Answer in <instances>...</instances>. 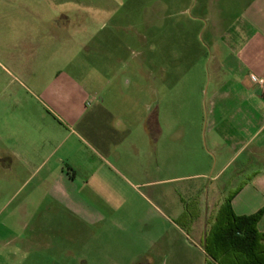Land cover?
Returning a JSON list of instances; mask_svg holds the SVG:
<instances>
[{"label":"rangeland","instance_id":"rangeland-1","mask_svg":"<svg viewBox=\"0 0 264 264\" xmlns=\"http://www.w3.org/2000/svg\"><path fill=\"white\" fill-rule=\"evenodd\" d=\"M226 5L230 11L236 10L229 0H69L65 1V49L46 47L51 41L48 27L32 34L35 45L31 48L19 45L27 36L23 30L0 35V143L28 136L41 145L56 140V130L61 132L60 138L68 130L73 132L65 138L63 149L78 167L76 198L98 220L100 232L95 231L96 226L72 223L70 214L54 210L50 217L65 219V226L60 227L65 234L98 233L97 244L102 249L112 246L105 240L107 234L115 236V253L124 262L123 251L131 250V244L164 231L155 251L143 255L141 264H204V254L195 248L204 247L199 230L208 232L218 203L229 197L227 192L214 194L207 213L209 223L203 225L204 210L198 207L204 196L184 191L199 179L160 181L155 162L145 164L142 153L125 154L120 147L107 153L94 140L93 126H86L88 116L74 122L68 112L89 110L103 100L119 108L134 106L133 116L127 118H133L134 135L138 134L136 126L144 107L137 98L153 97L145 89L142 92L141 77L156 74L161 62L172 73L169 53L175 44L176 48L203 45L209 52L204 29L210 21L206 16L219 14ZM8 6L13 9V4ZM191 62L182 72L199 71ZM206 62L208 59L205 72ZM42 176L40 172L29 179L13 196L9 187L5 196L0 194V224L12 217L8 215L13 207L37 184L36 193L30 194L32 204L42 211L50 204L42 192ZM180 208L182 213L174 215ZM200 213L198 226L191 227L190 222ZM13 228L0 225V264H82L74 254L82 250L83 242L69 243L74 253L65 258L57 242L48 246L12 239ZM87 250L93 256L92 264H107L93 246Z\"/></svg>","mask_w":264,"mask_h":264},{"label":"crops","instance_id":"crops-1","mask_svg":"<svg viewBox=\"0 0 264 264\" xmlns=\"http://www.w3.org/2000/svg\"><path fill=\"white\" fill-rule=\"evenodd\" d=\"M65 1L69 0H0V35L23 30L27 36L19 45L31 48L35 45L32 34L48 27L51 41L46 47L65 49ZM229 1L235 4L234 12L226 5L219 14L206 16L210 21L204 29L209 52L203 45L176 48L175 44L169 53L172 73L161 62L156 74L141 77L142 92L145 89V94L153 97L137 98L144 107L136 126L140 131L138 140L134 120L127 118L133 116L134 106L119 108L103 100L89 110L68 114L74 122L88 116L86 126H93L94 140L107 153L120 147L125 154L142 153L145 164L155 162L162 175L160 181L199 179L185 186L184 191L204 196V202L198 204L204 210L203 225L209 223L207 213L214 204V194L227 192L234 213L257 215V228L264 232V91L251 79V75L264 77V0ZM8 4H13V9H7ZM188 57L197 73L182 72L188 67ZM56 134V140L41 145L28 136L0 143V194L9 187L15 195L42 172V192L50 201L43 211L32 204L30 194L36 193L37 184L13 207L8 215L12 217L0 225L14 227L11 238L16 241L48 246L57 242L65 258L74 253L69 243L83 242L82 250L74 254L82 264H92L93 256L87 250L91 246L107 264H141L143 255L155 251L164 231L131 244V250L123 251L126 261L122 262L115 253L117 237L107 234L105 240L112 246L102 249L97 244L101 238L98 233L65 234L60 228L65 226V219H51V213L60 210L71 215L70 222L96 226L95 231L100 232L98 220L76 198L78 167L63 149L65 138L73 132L68 130L63 138L60 131ZM173 213L179 216L182 209ZM201 213L190 222L191 227L198 226ZM18 227L27 229L28 234ZM199 232L204 239L206 230ZM195 248L204 254V264H219L203 249Z\"/></svg>","mask_w":264,"mask_h":264},{"label":"trees","instance_id":"trees-1","mask_svg":"<svg viewBox=\"0 0 264 264\" xmlns=\"http://www.w3.org/2000/svg\"><path fill=\"white\" fill-rule=\"evenodd\" d=\"M257 218L235 214L228 197L205 234L204 251L219 264H264V232Z\"/></svg>","mask_w":264,"mask_h":264},{"label":"built area","instance_id":"built-area-1","mask_svg":"<svg viewBox=\"0 0 264 264\" xmlns=\"http://www.w3.org/2000/svg\"><path fill=\"white\" fill-rule=\"evenodd\" d=\"M251 79L264 91V77L251 75Z\"/></svg>","mask_w":264,"mask_h":264}]
</instances>
